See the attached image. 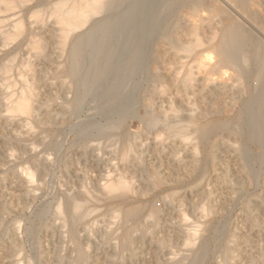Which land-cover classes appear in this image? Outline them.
<instances>
[{
  "label": "rangeland",
  "instance_id": "374dc122",
  "mask_svg": "<svg viewBox=\"0 0 264 264\" xmlns=\"http://www.w3.org/2000/svg\"><path fill=\"white\" fill-rule=\"evenodd\" d=\"M111 30L113 32L111 33L110 31L109 39L110 42L114 44L117 42L118 30L113 27ZM250 30H253V28ZM42 32L46 34H42ZM252 32L257 35L259 34L257 30ZM38 34L42 37V40H39L41 38ZM38 34L34 35V37L21 36L16 38L15 41L12 40L7 42L6 44L8 45L5 46L3 45L5 41L0 38V47H2L0 49V116L7 113V109L5 108L6 100L4 99H6L10 93L18 92L21 88V86H19L21 85L20 82H24V77H26V81L28 82H31L30 79H32L33 82L36 80L34 82L36 84H34V88L36 89V96L34 94V106H37V108H35L38 111L36 123L39 122L37 125L36 123L34 124L36 127L35 131L38 132L29 135L28 138L27 134L24 132V130H26L24 129L26 124H23V122L19 120H15L18 125L15 122L10 124V122L2 120L0 117V264H82L83 261H81V263L77 259V250L75 252V245L72 239L70 240L69 229L66 227V233H64L65 228L61 221L57 219L58 217L55 213V208L57 206L55 205L61 203L67 195L78 197L85 188L89 193L91 190L90 188H92L91 192L94 190V193L92 192L91 195L93 194L96 201L92 199L88 206H92L96 211L98 208L100 209V211L94 212L86 221V226H90V221L94 226L91 224L90 229L85 225V227H79L78 242L80 243L81 240L80 246L82 249L89 250L87 252L90 254L87 257L88 261L87 259L86 261L84 260L87 264H172L173 261V264H177L180 257L184 255V257H188L191 253L189 252L190 248H186V241H184L187 237L186 231L193 230L190 226H195L192 224L199 225L202 223L200 225H204V222L209 219L217 226V234L211 231V234L216 236L217 243L212 244L210 253L202 264H220L223 257L224 246L228 243L230 249H232L231 254L232 252V255L235 254L234 256L231 255V264H264V208L261 210L262 212H255V206L257 204H262L264 207V155L261 161L257 160L259 152L262 149H258L255 143L246 148L248 163L247 167H245L243 165L244 162L238 159V153L235 150V148L243 146L241 139L239 138L238 140V137L226 133H221V135L218 134V141L221 146L217 150L220 159H217L216 165H209L210 163H207L205 172L197 170L190 175V173L181 170L179 167L180 164L187 163V165H189V160L192 155L190 152L191 149L185 145H181L182 143L179 144L180 141L178 137L173 138V136H168L162 127L141 131V123H139L138 119H133V117H131L132 119L129 120L130 117L124 116V118H129H126V123L123 121L124 132H128L126 135L131 139L134 137L137 142L134 149L136 155L132 154L128 159L129 161L127 160L128 162H122V158L120 157V152H122L121 146H124L122 145L124 144L121 136L122 130L116 128L110 129L108 127L109 125L119 124V117H117V115L115 116L114 112H110L111 114L106 113L102 108L100 99L104 96L105 92H107L109 84L108 86L106 85L110 81L105 80L106 78H101V80L99 79L95 82L97 85L94 83V86L96 85L95 87H89L90 90L83 89V85L79 87L78 85L81 86L83 82L79 81V83L78 80L73 77V79H71V74L65 69L66 65H59L61 63L60 61L63 62L62 64L65 63V58L59 51L61 49L57 48L58 45H60V43H57L60 37L56 34L47 32L45 29ZM35 37L38 38L33 41H41L42 44L40 42L39 44L43 45V48H45L44 50L41 48L43 51L42 54H46L44 56L48 55V58L52 56L51 59L43 57L42 54L35 52L31 49L32 47L30 48L31 45L28 46L27 42L30 44V41H32L31 39H35ZM34 52L36 54L35 57L33 55ZM39 55H41V57ZM15 56L16 58L13 59ZM11 61L13 64L12 71H10V74L8 73L9 75H5L2 66ZM86 63H89V61H85L84 64V70L87 71L86 68L88 64ZM146 65L138 72V78H134V82L136 86L138 85V89L140 90L139 96L137 95L138 92L135 94L132 108L139 115L145 114V100L146 97H149L152 89L150 83L152 82L150 80V65L149 63ZM85 66L87 67L85 68ZM28 69L31 70V72H27ZM144 69L148 70H146L147 73L146 71L144 72ZM17 72L23 74L20 75ZM32 72L34 73L32 74ZM30 74L31 77L28 76ZM11 76L13 77L11 78ZM22 76H24V79H22ZM33 78L35 79L33 80ZM102 80L104 82H102ZM5 82L9 83V85L14 82L13 84H17V86L15 87L12 84V88L7 84L4 85ZM68 82L71 83L69 84ZM249 82L254 81L251 79ZM6 88L9 89L6 90ZM92 88L95 89L91 90ZM82 89L86 92H83ZM82 93L86 94V99L83 96L85 94ZM96 93H98V95ZM78 100L79 106L77 105ZM203 100L205 102H203ZM210 100L212 103L211 105L215 103L218 104L219 102H217L216 99L205 100L198 97L195 101V106L197 108L199 106V108L204 107L205 109H209L212 107L210 105ZM80 101L82 103H80ZM226 101L231 103V99L227 98ZM65 103L72 106L67 105L66 107ZM175 104L177 105L178 102ZM168 106L170 105L167 101L165 102L159 99L153 101V108L156 112L167 110L169 108ZM40 116L41 119H39ZM262 116H264V113ZM20 123L22 127H20ZM262 124L264 125V119ZM106 125L108 127H106L107 130L105 128ZM19 127L23 129L21 130ZM103 128L106 131L103 130ZM16 132H21V134ZM136 133H139L140 136ZM159 135L162 139L159 137L157 138H159V141L162 140V143L156 140V136ZM14 137L19 138L22 142ZM9 138L11 141H9ZM32 142L35 143L33 146L36 145L35 149L38 148L34 151H28V146H31ZM235 145L236 147H234ZM119 147L121 148L118 149ZM11 148H14L15 151H13L14 149L11 150ZM99 148L100 150H98ZM7 150L9 152L13 151L16 154L18 153V155H14L16 156L15 158H10ZM177 159L179 161H177ZM27 165L32 168L35 167L32 171H36V173H34L35 180L37 181L34 185L35 189L32 188V190H34L32 193L34 194L33 197L26 191V186L19 173V171H21L24 166L27 167ZM152 171L159 172L161 177L163 176V179L167 176L161 187H155L151 181L152 178L149 172L152 173ZM182 173L183 175L181 176ZM124 174L127 177H125ZM119 176L133 181L131 182L134 186L133 188L137 187L134 189L135 194L133 197H129L132 205H152L162 210L157 217L159 220L147 217L148 209L146 207L143 211L141 210L138 219L133 220L132 225L134 224L135 226V223L136 225L140 223L142 227L149 229H138L140 226L139 224V226L137 225L138 228L135 226L133 229L134 234H132V244H130L128 248H125L127 249H124L125 251L122 250V247L120 249V239H118L121 237V233L124 232V227L121 224L123 218L122 216H116L114 218L113 215H115V213L113 212L114 210H112L114 207H118L119 203L115 200L105 201L101 195V186L103 183L110 178H119ZM188 176H190V178ZM184 177L185 179H183ZM225 178L228 181H226ZM181 180L183 182H181ZM178 181L180 183H178ZM97 189H99V191ZM137 189L140 193H138V191L136 193ZM96 190L100 192V199L102 198L100 201L97 199V195H95L97 193ZM66 191L71 194L66 193ZM141 191L144 193L142 194ZM78 192L79 194H77ZM80 196L82 197V193ZM164 196H166L167 199H165ZM173 198L175 199L174 203L172 202ZM97 201L100 203L98 204ZM246 203L250 206H247ZM201 204L205 205L201 206ZM197 205L208 209L210 212L207 214L210 213V216H207V214L204 215L201 212L203 211L202 208L196 207ZM245 208L249 209V211ZM186 215L188 217L186 220L188 221L189 219V222H186L184 219ZM206 216L208 217L207 219ZM95 217L97 220H95ZM119 218L120 221L117 222ZM90 219H94L95 222L97 221L98 223H94L93 220ZM140 219H142V221ZM201 219L204 220L200 221ZM114 220H116L115 223L112 222ZM154 221H156L157 224ZM252 221L255 222L256 225ZM257 221L259 222L258 226ZM184 223L191 225L186 227L187 225ZM18 226L19 230L17 229ZM83 227L84 229L81 230ZM93 227L94 231L92 230ZM85 228L89 229V231ZM135 229L139 231V233L134 231ZM90 231L91 235H89ZM182 231L184 232L182 233ZM114 232H118L119 236L115 235ZM201 233L203 234V232ZM115 236H117L116 238L118 240L115 239ZM165 237L169 239H165ZM14 238L17 240H13ZM158 238L159 240H157ZM160 240H164V244L159 242ZM199 240L200 239H198V242ZM167 241H170L169 244L166 243ZM13 242L14 245H11ZM115 242L117 243L116 246ZM86 243L89 244L84 248L83 246H86ZM160 243L162 245H160ZM117 246L118 248H116ZM173 258H175V260ZM168 260L173 261L169 262ZM78 261L79 263H77Z\"/></svg>",
  "mask_w": 264,
  "mask_h": 264
},
{
  "label": "bare ground",
  "instance_id": "6f19581e",
  "mask_svg": "<svg viewBox=\"0 0 264 264\" xmlns=\"http://www.w3.org/2000/svg\"><path fill=\"white\" fill-rule=\"evenodd\" d=\"M112 27L118 30L117 42H113L114 44H112L109 39L110 31L111 33L113 32L111 30ZM252 28L253 30H250ZM43 29L60 37L58 39L60 42L57 41L60 45L57 44V48L61 49L59 51L65 58V63L62 64L63 62L60 61L61 63L59 65H66L65 69L71 74V79L75 78L78 82H83L81 83V86L78 85L79 87H82L83 85V89L90 90L89 87H95L97 85L95 82L99 79L101 80V78H106L105 80L110 81L106 85L108 86L109 84L107 92H105L104 96L100 99L102 102V108L106 113L111 114L110 112H114L115 116L117 115V117H119V124L109 125L108 127L110 129L116 128L122 130L121 136L124 143H121L124 146H121L122 152H120L122 162H128V159L132 154L136 155L134 149L137 141H135L136 139L134 137L131 139L127 136L126 134L128 132L125 133L123 129V121L126 123V120L129 119L127 117H130L129 120L132 119L131 117H133V119H138L139 123H141V131L162 127L168 136H173V138L178 137L180 141L179 144L182 143L181 145L189 147L192 154L191 159H188L190 161L189 165H187V163L180 164V167H178L181 170L190 173V175L197 170L205 172L207 163H210L209 165H211L217 162V159L220 157H218L219 152L217 150L221 146L218 141V134L221 135V133L238 137V140L239 138L241 139L243 146L237 147L235 150L238 153L237 155L239 158H237L244 162L243 165L245 167H247L248 163L246 148L253 143L258 146V149H262L259 152L257 160L261 161L263 159L264 0H0V38L5 41V44L3 43L4 46L8 45L6 44L7 42L12 40L15 41L16 38L21 36L34 37V35L39 32L41 33ZM254 30H257L261 36L252 32ZM42 34L46 33L42 32ZM39 37L41 38L39 40H42V37ZM37 38L35 37V39L32 38L31 40L33 41ZM32 41H30V44L27 42L28 46L31 45V49L42 54L43 51L41 48H43V45L39 44L41 41ZM1 48L2 47H0V49ZM44 49L45 48H43V50ZM35 52L33 53L34 57L36 55ZM44 55L42 54L43 57L48 58V55ZM39 56L41 57V55ZM14 58H16V56L13 57V59ZM85 61H89V63H86L88 64V67L85 66V68L87 67V71L84 70ZM147 63L150 65L149 71L151 72L150 80L152 82L150 83L152 89L150 94L148 92L149 97H146L145 100V114L139 115L132 108L135 94L138 92V95L140 90L138 89V85L136 86L134 78H138V72H140ZM2 67L5 75L8 73L10 74V71H12L13 68L12 61L5 63ZM146 70L144 69V72ZM29 71L31 72V70L28 69L27 72ZM33 73L34 72H32V74ZM18 74H20V72ZM28 76L31 77V74ZM12 77L13 76H11V78ZM23 77L24 76H22V79L25 78V80L24 82H20L21 85L19 86H21V88L19 91L10 94L7 93L9 95L4 99L6 100L5 108L7 109V113L4 112L6 114L1 115L0 117L6 122H10V124L15 122L18 125L15 120H19L20 122H23V124H26V127H24L26 130H24V132L29 138V135L38 132L35 131L36 127L34 125L38 118V111L36 110L37 106H34V94L36 90L34 88V82L36 80L33 82L32 79L29 78L31 82H28L26 81V77ZM34 79L35 78H33V80ZM251 79H253L254 82H249ZM102 82L104 81L102 80ZM13 83H10L9 85V83L5 82L4 85L7 84L11 86ZM94 83L96 84L95 86ZM14 86L16 87L17 84ZM8 89L9 88H6V90ZM93 89L95 88H92L91 90ZM85 90H83V92H86ZM96 94L98 95V93ZM83 96L85 97L86 94ZM198 97L205 100L216 99L217 102L219 101V105L216 103L211 105L212 103L210 100V105L212 107L209 106L211 108L205 109L203 106V108H199V106L197 108L195 106V101ZM227 98L231 99V103L226 101ZM155 99L169 102V108L167 110L156 112L153 108V101ZM176 102H178V106L175 104ZM203 102L205 101L203 100ZM80 103L82 102L80 101ZM69 104L65 103L66 107L67 105L72 106ZM77 105L79 106V103ZM124 116H127V119L124 118ZM39 119H41V116ZM20 127H22V124ZM106 127L107 125L105 128ZM103 130L105 129L103 128ZM18 134H21V132ZM135 137L140 138L138 136ZM157 137L160 138V135L156 136V138ZM10 138L9 141H11ZM161 141L159 142L162 143ZM34 144L35 143L32 142L31 146H28V151H34L38 148L35 149L36 145L33 146ZM234 147H236V145ZM13 149L11 148V150ZM98 150H100V148ZM13 151H15V149ZM13 151H8V156L10 158H15L16 156L14 155H18V153L16 154ZM177 161L179 160L177 159ZM33 168L30 166L28 167L27 165V167L24 166V168L19 171L22 177L21 179H23L22 181L26 186L25 189L31 194V197L34 196V194H32L34 192L32 188L35 189L34 185L37 181L35 180L36 171H32ZM149 174L151 175V181L155 187H161L167 177L166 176L163 179V176L161 177L157 171H152V173L149 172ZM125 177L127 176L125 175ZM125 177L119 176V178H110L106 182L104 181L105 183L101 186V195L105 201L115 200L119 203L118 207L116 206V208L114 207L115 209H112L115 213V215H113L114 213L112 215L114 218L116 216H122L123 218L121 224L124 227V232L121 233V237L118 238L120 239V249L122 247L123 251L127 250L125 248H128L130 244H132V234H134L133 229L135 226L139 224V228L138 226L136 228L144 230L149 229L142 227L140 223H137V225L135 223V226L134 224L132 225V221L138 219L141 210L143 211L146 207L148 209L147 217L154 220H159L157 217L160 211H162L152 205H132L129 197H133L135 194L134 189L137 187L133 188L134 186L131 183L133 181H129ZM188 177L190 178V176ZM183 179H185V177ZM182 180L181 182H183ZM178 183L180 182L178 181ZM90 189L92 190V188ZM91 190L89 193L86 188L83 189V192H81L82 197L79 192L77 194H79L80 197L67 195L62 202L60 201L61 203L55 205L57 206L55 208V213L58 217L57 219L61 221L65 228H63L64 233H66L65 231L67 228L69 229L71 237L69 238L70 240L72 239V242L75 245V252L77 250V259L80 262L83 261V263H85L84 260L86 261L90 254L87 252L89 250L82 249L80 246L81 240L80 243L78 242L79 227L86 226L87 219L91 217L94 212H97L98 210L100 211L99 208L96 211L90 206L95 210L94 211L88 206L92 199L95 201V197L93 194L91 195L92 192L94 193V190L92 192ZM97 190L99 191V189ZM137 191L138 189L136 190V193ZM66 193L71 194L67 191ZM97 193L95 195H97L96 197L100 201L102 199H100V192ZM138 193L140 192L138 191ZM143 193L144 192H142V194ZM164 197L167 199L166 196ZM174 200L175 199L173 198V203ZM99 201H97L98 204L100 203ZM202 205L205 204H201V206ZM199 206L200 205H197L196 207L202 208L203 211L201 212L204 215L210 212L205 207ZM255 207V212H259L264 208L262 204H257ZM246 210L249 211V209ZM208 215L210 216V213L207 214V216ZM207 216L206 219L208 218ZM187 218V215L186 217L184 216L185 221L189 222V219L188 221L186 220ZM204 219H201L200 221ZM90 220H93L94 223H98L97 221L95 222V220H97L96 217L95 220ZM140 220L142 221V219ZM119 221L120 218L117 222ZM112 222L115 223L116 220ZM154 222L157 224L156 221ZM255 222L253 223L256 225ZM90 223L92 224L91 221ZM91 224H89L90 226L87 225L89 229L91 228ZM200 224H192L195 227L197 226L196 228L190 226L191 224L186 226H190L193 229L187 230L185 228L187 230V237L185 236L186 240L184 239V241H186V248L189 247V252L191 253L188 257L181 255L184 258L180 257L179 261L176 260L178 262H176L177 264H202L208 257L212 244L217 243L216 236L211 234V231H214V233L217 231V226L214 225V222L209 219L204 222V225ZM258 225L259 222L257 226ZM84 227L81 230H83ZM18 228L19 226L17 229ZM87 228L85 229L89 231ZM93 229L94 227L92 230ZM134 231L137 230L135 229ZM184 231H182V233ZM201 232H203V234ZM137 233H139V231H137ZM220 233L222 234V232ZM118 234V232L115 233V235ZM89 235H91V231ZM116 237L117 236H115V239H117ZM167 238L168 237H165V239ZM198 239H200L199 242ZM13 240L17 239L14 238ZM157 240H159V238ZM164 240H160L159 242L164 244ZM169 242L167 241L166 243L169 244ZM161 243L160 245H162ZM88 244L86 243V246L84 245L83 247L86 248ZM11 245H14V242L13 244L11 243ZM116 245L117 243L115 242V246ZM116 248H118V246ZM231 250L229 243L224 246L223 257L220 264H231V255L233 254V252L231 254ZM175 258L173 259L175 260ZM79 261L77 263H79ZM173 263L174 261L172 264Z\"/></svg>",
  "mask_w": 264,
  "mask_h": 264
}]
</instances>
